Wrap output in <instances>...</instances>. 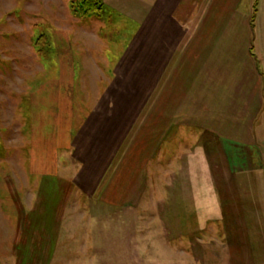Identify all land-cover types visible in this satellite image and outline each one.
I'll list each match as a JSON object with an SVG mask.
<instances>
[{
	"label": "rangeland",
	"instance_id": "obj_1",
	"mask_svg": "<svg viewBox=\"0 0 264 264\" xmlns=\"http://www.w3.org/2000/svg\"><path fill=\"white\" fill-rule=\"evenodd\" d=\"M147 1L102 0L101 9L84 13L79 0H0V264H264V165L235 169L214 139L238 150L258 143L264 160V0L241 6L225 0L230 8L211 0H160L151 22ZM66 28L81 39L65 41ZM148 32L157 34L149 53ZM184 33L225 34L211 39L229 46L223 55L230 56L229 65L218 61L222 69L211 70L217 134L203 130L193 153V136L161 144L159 131L147 126L150 112L158 114L166 75L160 34ZM95 53L108 66L118 61L120 75L135 76L118 109L120 128L129 120L130 136L126 130L121 151L95 171L76 170L72 162L66 168L61 157L59 178L31 173L32 130L50 117L48 97L52 86L60 88L66 59L75 65L76 131L102 122L91 119L102 106L116 109L111 86L99 102H89L96 81L121 82ZM83 55L86 64L103 68L97 80L85 63L80 69ZM148 95L155 97L150 112L143 109ZM51 125H44L45 134ZM207 136L211 152L203 146Z\"/></svg>",
	"mask_w": 264,
	"mask_h": 264
},
{
	"label": "crops",
	"instance_id": "obj_2",
	"mask_svg": "<svg viewBox=\"0 0 264 264\" xmlns=\"http://www.w3.org/2000/svg\"><path fill=\"white\" fill-rule=\"evenodd\" d=\"M215 1L219 2V5L220 2H223V6L227 5L229 8L232 6L231 2L226 4L225 0H211V5H213ZM257 1L258 0H256V2ZM243 2L244 0H238L235 6H241ZM159 3L160 0H148L144 3V9H149L150 13L149 16H147V22L152 21L153 10L158 7ZM252 4L251 2L250 5ZM184 22L185 21H183V26L186 27L187 24ZM61 32L64 34V40L69 43H71L72 40L79 41L81 39L78 34H72V28H66ZM211 35L216 37L225 34H160L162 44L160 49V69L165 70L166 75L164 79L163 76L160 78L162 88L159 95V110L157 115L154 112H150L152 111V103L155 98L151 95L144 97L143 109L145 108L148 111L150 107L148 111L150 114L147 117V126H149L150 130L159 131L161 134L160 136H162L161 144L165 143L166 140L177 143L175 140L176 136H183V133H186L188 136H193V141L196 142L195 148H191L193 153V151H200L197 140L200 138L203 130H207L212 135L217 134L213 133L211 129V104L216 99V93L211 94V70L222 69V67L216 66L218 61L225 64V60H228L227 65H229L230 56L228 53L223 55L224 51H226L229 46L226 47L225 43L218 44L217 42L215 44L213 42L214 40L211 39ZM156 36L157 34H149L148 32L146 39L149 44V51L147 53L151 50L152 38ZM162 48H164L165 51H162ZM219 49L221 51H218ZM242 50L243 54L246 55L247 52H245L243 48ZM245 50H247V47ZM95 54L97 57L100 56L98 53ZM216 55H218V57L213 59L212 57ZM163 56L166 57V63H164ZM101 57H99V59L103 60L104 70L109 71L111 77L116 74L121 78V82L119 79H116L114 82L111 79L110 82L107 79L96 81L94 85L96 90L94 89V93L90 95L89 102H99L102 98L100 95L104 92L106 93L111 86V98L114 100L115 96L116 109L114 110V106H102L100 110L93 112L94 114L91 119H101L103 123L100 121L95 122L92 129L90 131H85L83 134L77 132L74 126V120L76 119L74 105L76 95L73 86L75 65L73 60L72 63L67 66L68 61L66 59L63 68L65 74L63 80L60 81V88H58V86H52L55 89V94L48 97L49 104H51V111H49L50 117L46 121L40 120L37 127L32 130L33 147L30 154V160L32 162L29 164L32 171L31 173H39L43 176L59 178L58 174L62 166L66 167L68 162L74 163L73 165L76 167V170L77 167L81 165H88L95 168V171L96 168L108 166L121 151L125 143V131L127 130L130 136L132 130L127 129L130 124L129 120L124 130L120 128L121 122L118 115L119 101L122 95V89L129 86L130 82L133 79L135 80V76L132 77L133 74L120 75L119 72H115L117 64L119 63L118 61L115 62V66L113 62V64L111 63L110 66H108L106 63L109 60ZM84 63L85 71L90 74L91 79L93 77V79L97 80L98 71H103V68L101 67L102 69H99L98 62L96 65H91L88 62L86 64L83 55L82 61L79 64L80 69L83 68ZM111 65L113 66L110 69ZM145 69L148 70L149 67ZM105 76L107 78L110 77L107 74H105ZM251 92L253 94L255 91L252 90ZM248 94L244 97L243 104L245 105L251 103L248 102ZM120 102H124V100ZM222 106L220 105L219 109H222ZM231 109L232 107L229 111H231ZM225 113L228 115L227 112ZM226 117L227 116H223V118ZM228 117L232 118V116ZM233 118H238V116H233ZM48 123L49 125L52 124L53 128L45 134L43 127ZM90 123L88 125H90ZM248 126L252 129V125ZM156 127H158V129ZM101 132L106 135L111 134V137L108 139H96V133L102 134ZM195 135L198 136V138L195 137ZM121 136H123L122 139ZM173 136H175V138H173ZM214 139L221 145V148L228 156V160L232 164L234 163L235 169L243 168L246 170L253 167H263L264 160L261 158V155H259V149L261 148L258 143H254V148L252 150H245L244 148L238 150L236 149V145L221 143V139H219L217 135L216 137L214 136ZM207 140L210 141H206V143L203 142V146L211 152V137H208ZM102 143H104V145ZM61 157H64V162H66L65 165L62 166L59 165ZM240 166L243 167L237 168Z\"/></svg>",
	"mask_w": 264,
	"mask_h": 264
},
{
	"label": "trees",
	"instance_id": "obj_3",
	"mask_svg": "<svg viewBox=\"0 0 264 264\" xmlns=\"http://www.w3.org/2000/svg\"><path fill=\"white\" fill-rule=\"evenodd\" d=\"M83 4L82 12H89L96 9H101L103 6L102 0H79Z\"/></svg>",
	"mask_w": 264,
	"mask_h": 264
}]
</instances>
